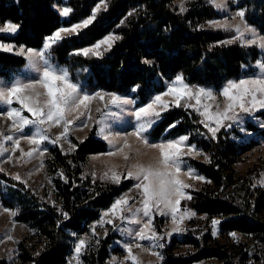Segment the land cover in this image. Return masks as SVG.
Returning <instances> with one entry per match:
<instances>
[{
  "label": "trees",
  "instance_id": "obj_1",
  "mask_svg": "<svg viewBox=\"0 0 264 264\" xmlns=\"http://www.w3.org/2000/svg\"><path fill=\"white\" fill-rule=\"evenodd\" d=\"M62 1L0 0V24L10 20L20 26L14 35L0 36V40L14 41L17 46L24 43L29 47H40L45 34L56 27L77 22L89 14L96 2L66 0L65 5L73 11L62 19L56 9ZM107 3L108 9L98 13L99 22L94 21L93 25L83 29V35L68 36L57 42L51 53L52 59L68 69L72 79H83L86 91L102 88L132 95L137 101L135 106H139L152 93L164 91L165 82L177 73H182L189 84L218 89L230 78L251 74L249 65L256 59H264V53L255 45H242L238 40L214 43L234 34V30L206 25V21L223 16L215 11L210 0H185L186 11L183 13L178 11L177 0H107ZM236 4L246 7L248 19L257 27L264 25V0H236ZM137 5L145 7L131 16H124L128 9ZM121 18L125 19L124 24H120ZM197 24L205 26L197 28ZM107 31L117 32L122 38L104 56L86 57L72 52L73 48L91 43ZM144 56L154 59L155 64L143 63L141 58ZM24 63L22 56L0 51V78H9L21 70ZM133 83L141 85L135 93L131 91ZM184 102L182 100L180 106L172 104L161 114L150 138L156 141L190 133V139L208 154L211 162L186 159L211 182L189 189L193 198L182 201L197 212L187 222L181 240L190 250L173 254L177 241L170 238L166 242L162 238L164 263L190 264L211 259L221 264H264V186L258 184L259 173L236 175L233 168L252 138L241 139L244 134L237 129L223 127L217 137L211 139L199 122L202 119L199 113L194 108H185ZM256 115L264 118V111ZM172 120L179 123L165 134L164 130ZM245 128L256 136L264 134V129L251 121L246 122ZM94 134L92 129L82 141L71 138L78 147L70 154L62 152L56 145L48 148L46 176L52 183L53 199L73 213L72 223L64 222L62 228L57 227L59 214L45 196L0 172V204L16 209L13 219L27 229L16 245L19 264H29L31 259H37L39 264H66L73 247L70 233L87 231L91 221L98 219L100 212L133 184L131 180L116 184L101 181L99 177L80 175L91 154L108 150L107 143L96 139ZM57 169L65 172L67 181L56 174ZM73 181L77 183L73 184ZM221 215L225 220L221 221L218 230L221 233L235 231L238 236L248 237V242L239 241L237 245L228 246L215 239L206 219ZM160 222L161 219L155 217L153 225L156 231L163 233ZM98 241L92 240L82 253V264H110L112 256L121 254L119 235L107 233L98 237ZM42 245L41 255L33 257ZM0 264L5 263L0 261Z\"/></svg>",
  "mask_w": 264,
  "mask_h": 264
},
{
  "label": "snow or ice",
  "instance_id": "obj_2",
  "mask_svg": "<svg viewBox=\"0 0 264 264\" xmlns=\"http://www.w3.org/2000/svg\"><path fill=\"white\" fill-rule=\"evenodd\" d=\"M210 3L216 9L229 10L233 17L239 18L235 24L229 21L228 16L223 17V23L217 20L206 21L207 26H215L229 31L234 30V34L226 36L223 41H215V44L231 43L238 40L242 45H255L264 51V25L257 27L256 24L251 22L247 17L246 7L236 4L234 8H230L229 3H226L225 0H210ZM108 7L107 0H96L94 6L90 8L89 14L77 22L67 26L56 27L45 34L40 47H29L24 43H20L17 46L14 41L4 42L0 40V49L17 51L25 58L20 74H17L13 79L0 81V101L9 105L7 111H0V116H6L11 121L7 125L8 129L11 130L8 134L0 131V151H5L3 148L5 141L11 142L9 149L11 152L19 149V155L14 158V163L23 164L37 153L43 155L48 152V148L43 147L41 144L45 140H50L54 145L60 144L62 152L65 153L77 148L78 146L68 138L69 126L84 127L88 121H78L77 118L85 114L89 119H93L89 106V102L93 99L104 102L105 107L116 106L118 111L112 113L115 118L122 119L123 114L127 112L136 121L131 133H114L110 131L108 126L103 125V118L100 122L93 121L102 125L98 128L97 134L103 136L110 145H112V137L114 136L123 139L122 142L112 145V150L108 153H93L91 154L92 158L115 154L122 155L126 161L125 170H118L115 165H111L108 171L99 174V179L119 184L122 179L132 178L135 182L127 192L121 193L108 208L103 209L98 219L91 221L88 231L80 232L77 230L70 233L73 238V247L69 264H71L72 258L77 261V264H80L81 255L90 246L91 241L99 242V233L96 231L98 226L108 224L113 229L124 231V224L118 223V221L135 222L138 225L137 229L128 228L127 231L129 233L134 231L138 240L145 239L147 234V238L151 239L153 244H157V241H159L158 247L163 248L164 242L160 238L164 234L157 232L152 224L154 212L171 217L173 227L168 231V235L173 232L184 231L185 229L182 227L184 219L197 215L194 209L182 204V201H190L193 198L189 189L194 187V185L187 183L184 177L189 176L195 180L209 183L211 181L207 176L200 174L186 157L203 154L205 161L209 163L211 161L208 154L204 153L203 149L190 139V133H181L171 138H161L156 141L151 140V133L154 131L157 121L161 119V114L166 108L171 107L167 101L161 99L165 93L175 97L172 103L177 106L181 105L182 98L195 99V104H189L185 101L183 106L185 108H195L197 113L202 116L199 122L207 129L211 139L217 137L221 127H231L234 122L241 126V130L244 132V136L241 139H245L248 135L247 129L243 127L245 116L258 108L264 109V59H256L253 65H249L252 68L251 74L242 75L238 79L230 78L218 88L219 95L225 98L222 108L217 105L213 109L210 104H203L202 107L198 106L201 105L205 97L214 98V93L217 90L201 84H189L182 73L174 75L167 82L164 91L152 93L146 102H140L139 106L131 108L129 107L130 105L137 103L132 95L121 94L117 91L109 92L102 88H97L95 91H86L80 81L70 77V73L65 66L53 63L51 58V53L54 50L53 45L68 36L83 35L82 30L89 25H93L94 21L99 22L98 13L102 9L107 10ZM141 7L145 6L137 5L135 8L128 9L124 16H131ZM72 11L73 9L69 6H59V14L61 16H68ZM178 11L181 13L186 11L185 0H179ZM124 23L125 19L121 18L120 24ZM204 26L205 24L196 25L197 28ZM19 27L17 23L6 20L3 22L2 31L16 33ZM121 38L119 33L107 31L93 42L73 48L72 52L83 54L86 57L89 55L102 57ZM141 59L145 64H155L154 59L148 56H144ZM256 69H259V71H256ZM140 89L141 85L138 83H133L131 86L132 93ZM13 100L17 101L22 107H12ZM25 109L31 115L24 114ZM96 111L100 112V107H97ZM68 113H74L75 115L69 116ZM178 123V120H172L168 123L164 130L165 134L176 127ZM53 124L60 125L62 128L61 131L56 133L55 139L47 135L45 131ZM26 126H32L34 131L25 135ZM129 135H134L139 143L157 149V154L147 163L138 160L128 162L132 160L130 153L140 154V149H134L129 146L127 139ZM80 139L83 140L84 137H80ZM22 140H26L34 147H29L25 150L21 147L20 142ZM62 141H67L69 147L65 148ZM8 159L12 160L13 157L9 155ZM69 163H72V161H69ZM56 174L61 179L68 180L62 169H57ZM13 175L16 180L22 179L19 173H14ZM80 175L83 177L84 173L81 172ZM91 175L95 179L97 172L93 170ZM260 176L259 184L264 186V171L260 173ZM75 183L77 182L73 181V184ZM252 187L255 188L256 184H252ZM133 190H136L135 199L138 200L135 208L129 207L130 201L133 200L129 193H132ZM41 199H45V197H41ZM47 199L59 214L56 219L57 227L62 228L64 222L71 224L72 211L65 208L62 203L58 204L52 198L51 190H49ZM4 210L13 215L17 211L12 208H5ZM222 220H225L222 215L211 218L213 236L218 234V226ZM107 232L108 229L105 228L104 235H107ZM228 235L238 238V234L235 231H229ZM6 238L12 239V237ZM43 247L42 245L40 250L34 252L33 257L40 256ZM123 247L128 253L125 259L133 261L134 264H139L137 257L132 253L133 245L124 243ZM153 254L157 258L155 264H164L163 252L155 251ZM29 264H39V261L31 259Z\"/></svg>",
  "mask_w": 264,
  "mask_h": 264
},
{
  "label": "rangeland",
  "instance_id": "obj_3",
  "mask_svg": "<svg viewBox=\"0 0 264 264\" xmlns=\"http://www.w3.org/2000/svg\"><path fill=\"white\" fill-rule=\"evenodd\" d=\"M65 2L66 0H63L62 3L56 5V9L58 12H59V6L61 5L66 6ZM225 2L229 3L230 8L235 7L236 0H225ZM177 3L179 4V0H177ZM215 11L223 15L220 19H217V21L221 23L224 22L223 21L224 16H228L229 21L232 24H235L237 20L239 19L238 17H233L229 10L215 8ZM61 18L66 19L67 16H61ZM2 29H3V24H0V36L8 37V36L14 35V33L5 32V31H2ZM0 51L19 55L24 58V56L17 51H8L4 49H0ZM261 52L264 53V51L262 50ZM52 61L53 63L61 65L57 63L54 59H52ZM256 71H259V69H256ZM17 74H20V70L12 74L9 78H0V81H6V80L13 79L15 78ZM78 81H80L83 84V79L78 78ZM167 82L168 81L165 82V88L167 86ZM192 85H196V84H192ZM209 88H213V87H209ZM216 90L217 91L214 93V98L210 99V98L205 97L204 100L201 102V105H198V106L202 107L203 104H210L213 106V109H215L217 105L222 108L225 103V98L219 95L218 89ZM161 99L167 101L170 105H172L173 104L172 101L175 99V97L173 95L165 93V95L161 97ZM182 100L187 101L189 104L196 103L195 99L182 98ZM11 106L18 107V108L22 107L15 100H13ZM89 106L91 108V117L93 119H89V117L86 114L78 117L77 118L78 121L87 120L88 123L84 127L69 126L70 132L68 133V138L70 140L71 138H75L78 141H82L80 137H84L85 139L86 136L89 134V132L92 129H94L95 131L94 137L96 139H101L107 143L108 150L105 153H108L109 151L112 150V145H116L122 142L123 138L115 137V136L112 137V145H110L109 142L103 138V136L97 134L98 128L102 125L99 123H94L93 121L100 122L103 118V125L108 126L109 130L114 133L115 132L131 133L132 127L135 125L136 121L130 115V113H127V112L123 114L122 119L115 118L112 115V113L118 111V108L116 106L105 107L104 102L98 101L96 99H93L92 101H90ZM8 107L9 105H7L3 101H0V111H7ZM97 107H100V112L96 111ZM129 107L131 108V107H136V106L134 104V105H130ZM262 111H264V109L258 108L254 112L246 115L243 121V127L245 128V124L247 121H251L255 123L258 128L264 129V118L258 117L256 115ZM24 114L31 115L30 113H27L26 109L24 110ZM68 115L72 116L75 114L68 113ZM10 122L11 121L9 120L8 117L0 116V131H3L4 134H8V132L11 131L7 127L8 123ZM74 123L76 122L74 121ZM231 127L237 129L239 132L244 134V132L241 130V126L238 123L236 122L232 123ZM231 127H226V128H231ZM61 130H62L61 126L55 125V124H53L50 128L45 129L47 135H49L53 139L56 138V133ZM33 131L34 129L32 128V126H26L24 133L25 135H28V134H31ZM247 133H248L247 138H252V141H249V145L246 147L244 151L240 153L239 162L233 165L236 175H242L246 172L260 174L262 171H264V134L260 136H256V135H253V133L249 132L248 130H247ZM127 139L129 141V146L131 148L140 149L139 155H136L135 153H130V155L132 156V160L128 162H135L138 160L140 162L147 163L158 152L157 149L150 148V147H147L146 145L139 143L137 141V138L134 135H129ZM10 143L11 142L9 141H5L3 145V148L5 151H0V172L3 173L5 176L13 178V179H15V176L13 174L19 173L22 177V179L19 181L23 182L26 185L31 186L37 194L41 196H45L47 201H48L47 197H48L49 190H51L52 198H53L52 183L49 181L48 177L46 176L45 160L48 156V152L44 153L43 155H40L39 153H37L33 158L27 160L25 163L17 164V163H14V158L19 155V149H17L15 152H11L9 150ZM20 143H21V147H23L25 150H27L29 147H34V145L29 144L26 140H22ZM62 143L65 148L69 147L67 141H62ZM41 144L43 147H47V148L54 146V144H52L50 140L42 141ZM55 145L61 149L60 144H55ZM72 151L67 152V154L72 153ZM9 155L13 157L12 160L8 159ZM186 158H191L195 161H200V162L205 161L203 154H197L195 156L186 157ZM125 164H126V161L122 155H115V154L111 156L104 155V156L97 157L95 159H93L91 155L88 157L84 165V169H83L84 175L87 176L88 178H93L91 175V172L95 170L97 172V177H99V174L104 171H108L111 165H115L118 170H125ZM184 179L187 183L194 185L193 189L199 188L205 182V181L195 180L194 178L189 177V176H185ZM260 179H261V176L258 179V184H259ZM124 180H131L132 183L135 182L132 178L122 179L121 182ZM129 195L133 197V200L130 201L129 207L135 208L136 204L138 203V200L135 199L137 195L136 190H133V192L129 193ZM4 209L5 208L0 204V261H3L5 264H19L16 259V245L19 242L20 238L26 233L27 229L23 224L18 223L13 219V214L5 211ZM101 212H100V215H101ZM153 217L154 218L157 217L161 219V222H160L161 230L164 235L160 239L164 238L167 242L170 238H174L177 241V243L174 245L175 247L173 248V254L185 253L189 249L187 245L181 243V240L183 239L184 234H185V230L181 232H173L171 235H168L167 234L168 231L173 227V222L171 220V217L169 215H162L158 212H154ZM192 217L193 216H189L184 219V221L182 222V227L184 229L187 225V222ZM154 218L152 220V224H153ZM202 220H205V218H202ZM210 221L211 220L206 219V222L209 225H211ZM118 223L124 224L125 226L124 231L113 229L111 225H108V224H105L103 226H98L96 229L97 233H99V237L104 236L105 228L108 229L107 233H114V234L119 235L120 237V241L118 242V245L120 246L121 254L112 256L109 260V263L110 264H134L133 261L125 259L128 253L123 247L124 243H131L133 245L132 253L137 257L139 264H155L157 258L153 253L155 251H162L163 249V248L158 247L159 241H157V244H153V241L147 238V234H146L145 239L138 240L135 237L134 231L132 233H129L127 231L128 228L137 229L138 225L135 222L118 221ZM87 231H88V227H87ZM6 237H12V239H7ZM213 237L219 241H222L228 246L237 245L239 241L248 242V237L238 236V238H233L229 236L228 233H221L219 230H218V234ZM71 257H72V251L67 258L66 264H69V260ZM71 264H77V261L74 258H72ZM80 264H82L81 259H80ZM190 264H221V263L216 262L211 259H206V260H201V261L190 263Z\"/></svg>",
  "mask_w": 264,
  "mask_h": 264
}]
</instances>
